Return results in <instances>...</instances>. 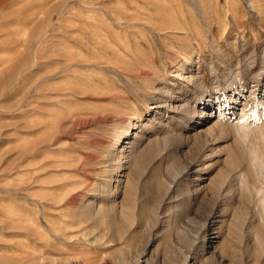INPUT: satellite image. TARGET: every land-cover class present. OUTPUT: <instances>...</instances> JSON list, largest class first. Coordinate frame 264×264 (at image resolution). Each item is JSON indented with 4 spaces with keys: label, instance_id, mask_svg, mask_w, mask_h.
Instances as JSON below:
<instances>
[{
    "label": "rangeland",
    "instance_id": "1",
    "mask_svg": "<svg viewBox=\"0 0 264 264\" xmlns=\"http://www.w3.org/2000/svg\"><path fill=\"white\" fill-rule=\"evenodd\" d=\"M0 264H264V0H0Z\"/></svg>",
    "mask_w": 264,
    "mask_h": 264
},
{
    "label": "bare ground",
    "instance_id": "2",
    "mask_svg": "<svg viewBox=\"0 0 264 264\" xmlns=\"http://www.w3.org/2000/svg\"><path fill=\"white\" fill-rule=\"evenodd\" d=\"M244 113H242V115H243ZM241 115V114H240ZM244 125V124H243ZM79 198L76 196V197H74V198H72V202H75V201H77ZM85 206V205H84ZM87 207V206H86ZM57 209V208H56ZM82 211H86L87 209L86 208H82L81 209ZM61 216V215H60Z\"/></svg>",
    "mask_w": 264,
    "mask_h": 264
}]
</instances>
